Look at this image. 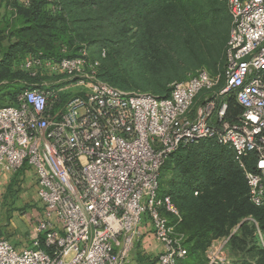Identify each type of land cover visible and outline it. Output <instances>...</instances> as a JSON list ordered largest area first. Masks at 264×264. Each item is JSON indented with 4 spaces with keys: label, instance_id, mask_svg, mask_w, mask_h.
<instances>
[{
    "label": "built area",
    "instance_id": "2783aa9c",
    "mask_svg": "<svg viewBox=\"0 0 264 264\" xmlns=\"http://www.w3.org/2000/svg\"><path fill=\"white\" fill-rule=\"evenodd\" d=\"M228 4L222 87L220 75L201 69L173 82L165 96L127 92L97 79L100 61L87 51L24 59L32 77L68 76L78 93L64 99L56 87L36 83L0 106V180L33 169L43 205L29 247L19 250L0 232V264H135L133 250L148 232L163 245L151 264H179L188 250L163 213L180 219L171 196L160 193L161 169L202 139L231 148L251 202L264 204V0ZM229 95L243 108L234 122ZM207 264H230L221 245Z\"/></svg>",
    "mask_w": 264,
    "mask_h": 264
},
{
    "label": "trees",
    "instance_id": "16d2710c",
    "mask_svg": "<svg viewBox=\"0 0 264 264\" xmlns=\"http://www.w3.org/2000/svg\"><path fill=\"white\" fill-rule=\"evenodd\" d=\"M211 3L213 0H31L25 4L13 0L10 5L18 23L11 24L12 37L6 46L0 48V91L5 93L0 96L4 100L1 104L6 105L8 95L11 104H14L22 91L9 93L7 82L29 77V74L23 73L27 70L16 68L18 62L39 52L55 59L76 56L82 40L101 42L107 56L113 60L123 54L127 56L131 49L147 53L151 42L155 45L154 49L164 51L174 70L185 72L179 71L180 66L187 68L179 61V55L187 57L189 50L202 53L207 36L211 37L217 30V27L207 30L208 26L197 24L209 16L213 9ZM228 10L230 14V8ZM167 13L172 14L167 16ZM228 20L230 29L231 14ZM166 22H169L166 25L168 30L163 32ZM229 36L225 38V52ZM13 38L17 41L14 42ZM61 45L72 49L69 53H62ZM101 66L100 62L98 72ZM142 76L146 82H158L163 86V72H147ZM175 78H178L175 81H181L185 77L178 73L170 80ZM152 89L159 92L152 93L154 95H168L159 88ZM226 99L227 119L234 122L243 108L234 95ZM205 141L216 144V148L205 156L198 154V158L177 160L178 164L173 170L175 180L165 186L164 168L171 159L188 148L202 147ZM225 147L213 140H198L171 154L161 169L160 193L171 196L180 219L168 211L163 210V213L185 235L188 250L187 257L179 264H196L192 257L196 259L201 256L203 250L221 237H229L230 248L240 255L234 264H241L242 254L253 253L260 255L257 263L247 260L246 264H264V248L258 245L253 223V220L258 221L264 232V204L256 206L251 202L245 172ZM253 161V158L247 159L246 163L250 167ZM22 170L13 178L19 176ZM248 244L252 246L249 248Z\"/></svg>",
    "mask_w": 264,
    "mask_h": 264
},
{
    "label": "rangeland",
    "instance_id": "374dc122",
    "mask_svg": "<svg viewBox=\"0 0 264 264\" xmlns=\"http://www.w3.org/2000/svg\"><path fill=\"white\" fill-rule=\"evenodd\" d=\"M11 1L13 0H0V48L3 47V45H7L10 38L12 37V33H7V31H4L5 26H7V24L18 23V18L14 17L13 9L10 5ZM18 2L20 1L18 0ZM211 6L213 9L209 12V16L199 21L197 24L203 23L204 26H208L207 30H209V28L214 29V27H217V30L213 32L211 37L207 36L206 40L204 41L206 46L202 48V53H200L201 51L189 50L190 53L187 57L179 55V61L183 65L187 66V68L180 66L179 71L186 70L185 72H178L177 70H174L170 59L166 57L164 51L162 52L159 49H154L153 46L155 45L151 42L149 43L150 46L147 53H141V51L138 49L135 51L131 49L128 54H126L127 56L123 54L121 57H118L114 60L107 56L104 45L99 41H91V43H88V41L82 40L79 43L80 47L77 53L80 54L83 51H87L90 59L98 60L102 63L100 71L97 72V79L99 81L108 83L115 87L117 86L119 89L127 92H150L159 94V92H156L152 89L156 87L159 88V90H163V93L167 92V94H169L172 82L178 80V78L170 80L171 76H175L176 74L180 73L185 77L184 79H186L190 74L192 75L201 69H206L212 74L220 75L221 80L219 86L222 87L224 85L223 75L226 68V58L224 56L226 47L225 38L230 34L232 18L229 29L228 18L230 14L228 10V0H213ZM170 14L172 13H167V16ZM166 25L168 26L169 22L163 24V32L168 30ZM221 31L224 32L221 33ZM131 41L133 42V40ZM206 43H209L210 45H207ZM61 46L62 53L65 54L69 53V51L72 49L68 46ZM103 52L106 53L104 56ZM21 63H23V60L18 62V67L22 70H25L22 68ZM15 66H17V64ZM147 72H163V82H161L163 83V86L164 82H166V79L169 77L165 87H163L162 84L158 82H146L142 75H145ZM23 73L24 75L26 73L29 74V72ZM30 76L31 75L29 74V77ZM29 77H23L22 79H18V81L14 80L7 82L9 93L15 92L17 94L24 88L29 87L31 85L30 83L33 82L50 87H56L59 89L61 96L64 99H68L69 97L78 93L76 82L72 78H69L65 75L59 77H48L45 75L38 78L31 76L30 79H33L31 81ZM152 84L155 85L152 86ZM4 94L5 93L3 90L0 91V96H3ZM9 96L10 95H8L6 105L11 104V97ZM3 102L4 100L1 98L0 106H5L1 104ZM205 142L206 144L202 147L199 148L195 146L188 148L182 152H179L171 159V161L164 168V183H166L165 186H167V183L175 180L173 176V170L178 164L177 160L179 161L180 159L183 160L185 158L191 160V158H198V154L205 156L207 153L211 152V150L216 148V144L207 141ZM225 149L227 152H230L234 155L231 148L226 146ZM199 151L201 152L199 153ZM238 164L241 166L239 162ZM241 168L245 172L244 167L241 166ZM42 213L43 205L38 199L36 182L30 172H28L27 176H25V172L22 170V173H20L19 176L16 175L15 178L11 179V183L6 189L5 187H3V189L0 188V232L7 239L11 241L17 240L22 241V243H27V238H29L33 233L34 224L42 215ZM253 223L256 228L255 234L258 238V245L261 248H264V232L261 230L258 221L253 220ZM228 241L229 237H221L214 240L211 245L207 247V249L201 252V256H198L196 259L192 257L194 259L193 261L196 262V264H207L211 248L213 246L221 245L222 253L226 260L230 264H234L239 260L240 255L230 248ZM251 246V244H248L249 248ZM144 247L145 244L140 243L133 250L132 260L135 264H151L155 259L153 253L148 255L144 252ZM242 255H244V257H241L242 261L239 262L241 264L248 263L247 260L257 263V260L260 257L258 253Z\"/></svg>",
    "mask_w": 264,
    "mask_h": 264
},
{
    "label": "crops",
    "instance_id": "0c3cea01",
    "mask_svg": "<svg viewBox=\"0 0 264 264\" xmlns=\"http://www.w3.org/2000/svg\"><path fill=\"white\" fill-rule=\"evenodd\" d=\"M11 28H12V25L11 24H7V26H5L4 31H7V33H9ZM13 41L16 42L17 39L13 38ZM3 46H6V45H3ZM1 59H2V52H1V49H0V60ZM16 67L19 68L18 65ZM24 172H25V176H27V173L30 172L32 174L35 182H36V178H35V174H34V170L33 169H31L29 167H26L24 169ZM13 177L14 176H11V175H8V174L3 175L1 180H0V188L3 189V187H5V189H6L7 186L11 183V179ZM33 239H35L34 230H33V233L31 234V236L29 238H27V243H22V241H17V240H14V241L10 240V242H12L19 250H21V249H24L26 247H29L31 245V242H32ZM143 244H145V247L143 248V249H145L144 252L147 253L148 255L153 253L154 256H156L163 249V245L160 242H158L154 238L152 233H150V232H148V234L145 236V238L143 240Z\"/></svg>",
    "mask_w": 264,
    "mask_h": 264
}]
</instances>
